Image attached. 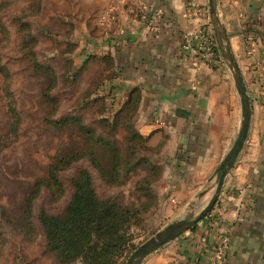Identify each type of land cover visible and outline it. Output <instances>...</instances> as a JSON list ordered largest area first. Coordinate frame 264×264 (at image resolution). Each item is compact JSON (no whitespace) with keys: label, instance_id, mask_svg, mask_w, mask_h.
<instances>
[{"label":"crops","instance_id":"1","mask_svg":"<svg viewBox=\"0 0 264 264\" xmlns=\"http://www.w3.org/2000/svg\"><path fill=\"white\" fill-rule=\"evenodd\" d=\"M68 1L83 54L110 56L100 95L118 108L140 97L135 127L163 166L164 192L182 212L207 200L242 123L209 0H77L76 9ZM218 3L251 99L248 140L207 217L142 264H208L223 235L226 264H264V0ZM209 36L217 51L206 60Z\"/></svg>","mask_w":264,"mask_h":264},{"label":"rangeland","instance_id":"2","mask_svg":"<svg viewBox=\"0 0 264 264\" xmlns=\"http://www.w3.org/2000/svg\"><path fill=\"white\" fill-rule=\"evenodd\" d=\"M65 1L0 0V264H60L46 249L39 213L63 214L83 171L91 175L101 198L130 204L138 202L136 184L151 174L144 164L137 165L138 159L145 156L159 165L149 148L136 149L132 158L127 128L135 127L132 109L122 111L124 107H114L111 98L100 95L111 76L110 56L83 54L86 44L77 39L69 18L76 11L67 9ZM70 4L77 8V0ZM73 119L94 130L93 136L113 142L128 168L137 165L136 171L123 173L122 163L125 175L112 186L114 180L102 174L90 155L72 161L85 152L107 168L103 142L82 135ZM63 158L55 183L50 167ZM215 183L209 192L218 179ZM163 186V175L152 183L154 205L132 226L131 245L120 264L168 225L199 213L212 197L194 201L182 212ZM33 192L28 221L27 201Z\"/></svg>","mask_w":264,"mask_h":264},{"label":"trees","instance_id":"3","mask_svg":"<svg viewBox=\"0 0 264 264\" xmlns=\"http://www.w3.org/2000/svg\"><path fill=\"white\" fill-rule=\"evenodd\" d=\"M10 1L7 0V4ZM215 50L217 51L216 47ZM139 100V96H131L122 106V108L124 107L122 111L132 109L134 125ZM71 123L78 127L82 135L94 137L98 142H103L102 146L106 148L107 161L103 162L101 159V162L105 163L107 168L100 165V162L92 154L85 152L75 154L71 158L72 161L90 155L102 174L107 173L108 177L114 180L115 185L112 186L121 184L122 176L128 175L129 171H136V166L140 163L144 164L148 168L147 172L151 174L136 184L138 202L124 204L114 198H101L93 185L91 175L87 171H83L74 181V193L63 214L57 216L50 215L45 211L39 213V220L46 236V249L55 255L60 264L76 262L81 264H120L131 245L130 230L132 226L139 224L143 213H147L154 205L151 185L164 174L163 166L150 162L147 157L143 156L138 159L137 165L128 168L130 164L128 165L122 159L113 142L103 140L104 138L97 137V135L93 136L94 130L83 125L79 119H73ZM127 128H129V141L133 142L131 145L132 158L134 159L137 155L136 149L149 151L146 146L147 140L136 127L129 124ZM138 146L140 147L138 148ZM64 161L65 158L50 167V179L55 183H58L57 173L61 171ZM122 165L125 174L121 176ZM34 195L35 192L27 201L26 219L28 221L32 214L30 200Z\"/></svg>","mask_w":264,"mask_h":264},{"label":"water","instance_id":"4","mask_svg":"<svg viewBox=\"0 0 264 264\" xmlns=\"http://www.w3.org/2000/svg\"><path fill=\"white\" fill-rule=\"evenodd\" d=\"M209 14L217 46L219 48V51L221 52L223 59L233 73L236 87L241 97L242 123L239 134L229 154L223 160L218 169V184L215 188V191L212 193V197L210 198L204 209H202L196 215L188 214L187 216H185V218L165 227L162 231L158 232L154 237L141 245L129 258L126 264H142L148 256L158 251L170 242L178 239L187 231L192 230L198 225L200 221L207 217L213 207L217 204L218 199L220 198V195L222 193L226 177L229 172L235 167L239 156L248 140L252 115L251 99L247 91L242 71L232 51L229 34L227 33L219 16L218 0H209ZM205 194L206 192H203L201 194V198Z\"/></svg>","mask_w":264,"mask_h":264},{"label":"built area","instance_id":"5","mask_svg":"<svg viewBox=\"0 0 264 264\" xmlns=\"http://www.w3.org/2000/svg\"><path fill=\"white\" fill-rule=\"evenodd\" d=\"M121 1V0H118ZM207 49H206V60L211 59L214 55L213 48L216 46L213 37H206ZM230 238L227 235L221 236L218 245L215 248L213 255L209 259L208 264H226V252L228 250Z\"/></svg>","mask_w":264,"mask_h":264}]
</instances>
